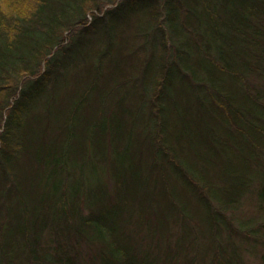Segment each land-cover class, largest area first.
Segmentation results:
<instances>
[{
	"label": "trees",
	"instance_id": "obj_1",
	"mask_svg": "<svg viewBox=\"0 0 264 264\" xmlns=\"http://www.w3.org/2000/svg\"><path fill=\"white\" fill-rule=\"evenodd\" d=\"M253 74L264 80V0H0V264H198L185 222L209 216L192 208L167 221L157 204L172 207L181 191L161 177L176 175L193 198L205 187L199 200L223 207L249 175L264 178V88L251 87ZM208 109L209 130L229 136L227 162L211 144L202 162L175 145L187 115L202 122ZM140 120L148 142L134 151L123 135ZM133 153L147 155L146 185L127 165ZM135 216L145 250L130 232ZM77 237L100 245L98 261H84ZM221 243L214 261L235 264Z\"/></svg>",
	"mask_w": 264,
	"mask_h": 264
},
{
	"label": "rangeland",
	"instance_id": "obj_2",
	"mask_svg": "<svg viewBox=\"0 0 264 264\" xmlns=\"http://www.w3.org/2000/svg\"><path fill=\"white\" fill-rule=\"evenodd\" d=\"M134 33L136 32L130 30L129 28L126 29V34L130 39ZM247 76L248 81L250 82L253 89L256 86L258 88H264V80L259 79V77L255 76V74ZM228 77L229 75L227 76V78ZM229 82V85L232 87H235L236 85L238 86V83L236 81L231 82L230 80ZM221 96L225 97L223 93L221 94ZM237 96L238 98L245 97L247 99L246 102L248 103L249 97L245 93L237 94ZM199 113L200 111L193 113V115H191L192 113L187 115V118L182 122L181 127L178 129L179 133L177 135V138L182 137L181 141L175 143V145L190 147L192 149L197 148L196 150H198L199 154L201 155L200 157H197V160L202 162L206 158V154L203 153V149H205L203 145L211 144L214 151L217 152L216 155L218 160L227 162V157H230V155H228V151L222 143L225 142V139H229V136L227 135V137H225L224 135H222L220 124L215 125V127L212 126V129L209 130L208 127L211 124L210 116H214V112L209 110V112L205 111V113H202V122L200 118H193L196 117ZM144 114L146 115L147 112H145ZM238 117L240 116L238 115ZM237 123L235 122V124H233V122H231V128L236 130V141L239 142L240 129L237 127ZM128 127V131H125L123 135L125 138V143H131L134 151H136L141 145L145 147V144L148 142V140L146 139L147 127L144 124V120H140L139 123L135 126L129 124ZM256 132L257 131H255L254 133ZM258 149L260 150L259 159L264 160V148L258 147ZM189 153L191 155L196 154V152L193 150L189 151ZM171 156L173 155L171 154ZM144 157L145 161L142 157L137 156L136 153H133L130 156L129 163L127 165L132 170L136 169L139 177L142 175L143 181L146 185L148 181V162L146 159L147 155ZM162 157L163 159L165 158L164 154H162ZM242 161L244 162L243 158L240 156L239 160L237 159L236 163L243 166L245 164ZM193 164L195 165V161H193ZM251 167V173L253 175L260 174V172L257 169H254L252 165ZM240 169L242 170L241 167ZM220 173L224 174L220 172V168L211 173L213 177L212 185L216 187L220 186ZM246 180L249 181V185H247L244 193H239V195L234 198V201L232 197V206L227 204L228 200L226 198L225 206L223 207L222 204L216 203L208 196L204 202L199 200L200 197L198 196L200 195V193H204L203 190H205V187H202L203 190H201V188H199L198 191L196 190L195 196L193 198L190 187L188 185H182L181 179L176 175H171L168 178L161 177V181L170 184L171 189L173 188L176 191V187H178L181 191H178L179 195L177 192L176 196L172 195V207L167 208L163 203L160 202L157 204L160 213H162V215L166 217L165 219L167 221L172 222L176 218L177 214L178 216L182 217V212L188 211L192 208L198 212H200L201 210L205 215L209 216V221L205 222L206 224L204 222L199 224V219L197 218L191 220L189 219L185 222L187 223V225H189L191 230L192 238L190 239L198 238L201 244L196 247L195 240L193 239L187 246L188 250L195 249L194 253L188 251L189 253L187 258H189V260L194 259L198 264H219L218 261L215 262L214 259H218L216 252L218 246L220 245V241H222L221 244H223V246L228 250V253L232 254L233 249H235L237 252L235 256L230 254H228V256L226 255V258L230 263L235 262V264H264V203L260 199V193L264 188V178H257L256 180L255 177L249 175ZM175 191H172V194H174ZM138 198L140 199L141 196H139ZM138 198L136 196L134 197V199ZM155 198H158L157 193ZM207 206H209L210 211L208 210ZM135 208L136 202H133L132 200L122 206V211L119 212L115 217V222L119 226V233L127 234L126 225L129 220L128 215ZM138 208L136 210L137 212ZM84 213L87 214L88 209L85 210ZM190 214L192 215L191 211L189 212V216ZM247 222L250 223L249 225H247L249 228L242 229L241 226ZM138 223V216H135L133 218V224L130 225V232H133V240L139 241L141 239V242H143L144 244L145 250L146 244H148V233L144 235L145 231H139V229L137 228V225H139ZM163 224L167 229V224L164 222ZM182 231L183 226L179 222V224L174 227L173 237L175 238V240L173 238V241H171L172 246L176 245L175 242L181 235ZM78 239L81 242V245L77 249H80L79 251L82 254L81 257L84 258V261H89L90 258H93L94 256L96 261H98V256L100 255L101 250L100 245H90L89 243H85L86 240L80 237H77L75 240L77 241ZM202 247L204 248L202 249Z\"/></svg>",
	"mask_w": 264,
	"mask_h": 264
}]
</instances>
